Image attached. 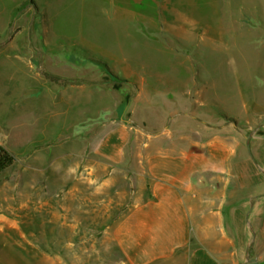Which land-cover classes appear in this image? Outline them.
<instances>
[{"label":"rangeland","instance_id":"rangeland-1","mask_svg":"<svg viewBox=\"0 0 264 264\" xmlns=\"http://www.w3.org/2000/svg\"><path fill=\"white\" fill-rule=\"evenodd\" d=\"M32 1L34 6L27 2L19 8L22 0H0V20L15 10L14 19L0 32V145L16 157L0 174V207L13 212L16 224L31 219L30 210L38 202L33 200L42 198L47 210L58 206L61 197L57 195L74 178L65 172L66 163H49L83 153L82 145L96 139L113 113L125 106L136 105L133 117L129 109L124 113L126 121L135 120L130 121L135 134L127 150L128 169L134 167V157L145 155H139V144L172 128L173 119L186 122V114L194 112L196 118L216 124L227 114L242 126L246 120L235 116L253 110L254 101L264 108V0H162L169 12V28L145 24L158 13L159 0H130V9L119 0ZM174 23L181 30L186 27L185 36L176 35L179 30L172 28ZM93 66L98 74L104 71L110 82H117L116 76L120 82L128 81L123 83L124 103L121 90H96L87 79L96 77ZM40 73L50 77L51 84L43 87ZM26 78L33 93L23 89ZM188 78L197 86H187ZM72 83L76 87L69 88ZM134 83L144 89L137 102L134 89L130 90ZM186 86L191 92L194 88L204 91L206 101L186 98ZM61 88L67 95L56 99L51 89L60 92ZM99 102L107 106L100 112ZM171 112L175 117H169ZM84 163L77 160L82 189L86 188L80 181ZM28 167L33 171L28 173ZM45 168L44 175L34 173ZM64 199L68 204L62 197V205ZM44 218L38 215L37 222ZM102 231L77 230L78 236L94 237ZM62 234L75 231L63 229ZM21 238L17 228L13 234L8 232L0 244V264H58L52 255L33 246L26 250ZM75 247L76 257L68 254L70 246L63 245L62 264L87 263L89 245Z\"/></svg>","mask_w":264,"mask_h":264},{"label":"crops","instance_id":"crops-1","mask_svg":"<svg viewBox=\"0 0 264 264\" xmlns=\"http://www.w3.org/2000/svg\"><path fill=\"white\" fill-rule=\"evenodd\" d=\"M24 1L27 0L19 4ZM119 2L126 9L132 4L130 0ZM31 4L34 6V2ZM158 5L156 16L144 20L145 24L171 27L164 1L159 0ZM14 11L0 20V32L14 19ZM172 28L179 30L177 36L187 32L186 27L181 30L175 23ZM92 69L96 77L87 79L96 90H121V104L124 103V82H110L104 71L98 74L95 66ZM38 77L43 87L51 84L45 73ZM185 83L197 86L189 78ZM22 85L28 94L33 93L28 78ZM187 86L186 98L206 101L204 91L194 88L191 92ZM73 87L74 83L69 86ZM132 87L137 102L144 89L138 83ZM51 90L56 99L58 95H67L64 88L60 92ZM254 103L255 108L246 115L235 116L246 120L247 124L242 126L227 114L216 124L196 118L194 112L186 114V122H182L183 118L173 119L172 128L156 132L144 145L139 144V155H145L133 158L132 169L125 165L135 134L130 121L135 120L126 121L124 113L129 109V115H134L136 105L121 108L103 125L96 139L89 138L82 145L83 153L49 163H66L65 172L74 178V183L57 195L61 197L58 206L47 210L42 198L33 200L38 201L37 207L30 210L28 223L21 225L16 224L11 210L0 207V244L5 242L8 232L13 234L17 228L26 250L33 246L38 252L52 255L58 264L66 255L63 245L70 246L68 254L76 257L75 246L81 244L89 245L85 264H255L254 259L264 264V108ZM103 107L106 104L99 102L97 110L100 112ZM169 117H175L174 113ZM76 159L85 161L80 175L85 189L78 187ZM27 171L33 170L28 167ZM47 171L45 168L34 173L44 175ZM62 197L68 199V204L64 199L62 205ZM38 215L45 217L40 223ZM63 229L74 230L75 234L63 236ZM78 229L103 231L100 237L78 236Z\"/></svg>","mask_w":264,"mask_h":264},{"label":"trees","instance_id":"trees-1","mask_svg":"<svg viewBox=\"0 0 264 264\" xmlns=\"http://www.w3.org/2000/svg\"><path fill=\"white\" fill-rule=\"evenodd\" d=\"M27 2H33L32 0H27V1H24L20 6L19 8H22L24 7ZM98 62V61H97ZM117 79V82L119 77H115ZM124 82H128L127 80H123ZM16 161V157L11 154L7 148H5L3 145H0V174L8 169L9 167H11Z\"/></svg>","mask_w":264,"mask_h":264},{"label":"water","instance_id":"water-1","mask_svg":"<svg viewBox=\"0 0 264 264\" xmlns=\"http://www.w3.org/2000/svg\"><path fill=\"white\" fill-rule=\"evenodd\" d=\"M250 139V136H248V140ZM253 263L258 264L257 260H252Z\"/></svg>","mask_w":264,"mask_h":264}]
</instances>
